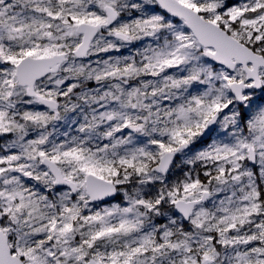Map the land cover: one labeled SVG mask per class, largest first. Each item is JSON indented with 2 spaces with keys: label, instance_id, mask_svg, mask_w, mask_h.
<instances>
[{
  "label": "snow or ice",
  "instance_id": "1",
  "mask_svg": "<svg viewBox=\"0 0 264 264\" xmlns=\"http://www.w3.org/2000/svg\"><path fill=\"white\" fill-rule=\"evenodd\" d=\"M0 264H264V0H0Z\"/></svg>",
  "mask_w": 264,
  "mask_h": 264
}]
</instances>
